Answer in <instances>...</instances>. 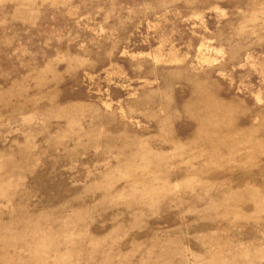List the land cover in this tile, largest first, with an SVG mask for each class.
Masks as SVG:
<instances>
[{
  "label": "rangeland",
  "instance_id": "rangeland-1",
  "mask_svg": "<svg viewBox=\"0 0 264 264\" xmlns=\"http://www.w3.org/2000/svg\"><path fill=\"white\" fill-rule=\"evenodd\" d=\"M0 264H264V0H0Z\"/></svg>",
  "mask_w": 264,
  "mask_h": 264
},
{
  "label": "bare ground",
  "instance_id": "bare-ground-1",
  "mask_svg": "<svg viewBox=\"0 0 264 264\" xmlns=\"http://www.w3.org/2000/svg\"><path fill=\"white\" fill-rule=\"evenodd\" d=\"M205 107H206V109H207V113H206V116H205V118L203 117V119H202V123L204 124V123H206V122H208L207 120L210 118L209 116L210 115H212L211 114V106H209V105H207V103L205 104Z\"/></svg>",
  "mask_w": 264,
  "mask_h": 264
}]
</instances>
